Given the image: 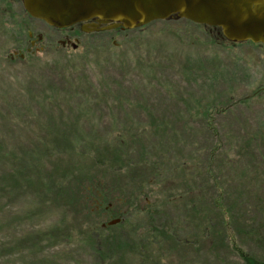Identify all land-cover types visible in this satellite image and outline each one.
<instances>
[{
  "label": "rangeland",
  "instance_id": "374dc122",
  "mask_svg": "<svg viewBox=\"0 0 264 264\" xmlns=\"http://www.w3.org/2000/svg\"><path fill=\"white\" fill-rule=\"evenodd\" d=\"M246 258L264 264V46L0 0V264Z\"/></svg>",
  "mask_w": 264,
  "mask_h": 264
},
{
  "label": "water",
  "instance_id": "95a60500",
  "mask_svg": "<svg viewBox=\"0 0 264 264\" xmlns=\"http://www.w3.org/2000/svg\"><path fill=\"white\" fill-rule=\"evenodd\" d=\"M19 1L31 18L58 29L80 25L83 32L92 33L132 30L156 21L187 20L219 28L229 42L264 46V0Z\"/></svg>",
  "mask_w": 264,
  "mask_h": 264
},
{
  "label": "trees",
  "instance_id": "16d2710c",
  "mask_svg": "<svg viewBox=\"0 0 264 264\" xmlns=\"http://www.w3.org/2000/svg\"><path fill=\"white\" fill-rule=\"evenodd\" d=\"M103 207V206H102ZM246 261H247V264H257V263H255V262H253L252 260H249V259H247L246 258Z\"/></svg>",
  "mask_w": 264,
  "mask_h": 264
},
{
  "label": "flooded vegetation",
  "instance_id": "af4514ba",
  "mask_svg": "<svg viewBox=\"0 0 264 264\" xmlns=\"http://www.w3.org/2000/svg\"><path fill=\"white\" fill-rule=\"evenodd\" d=\"M63 42H65V43L67 44V43H69L70 41H69V40H67V41H63ZM104 226H105V225H104Z\"/></svg>",
  "mask_w": 264,
  "mask_h": 264
}]
</instances>
